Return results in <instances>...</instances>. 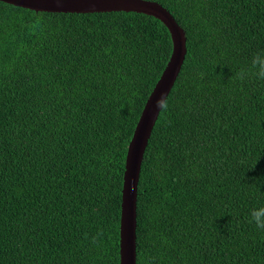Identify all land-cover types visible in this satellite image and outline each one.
Here are the masks:
<instances>
[{"label":"trees","instance_id":"obj_1","mask_svg":"<svg viewBox=\"0 0 264 264\" xmlns=\"http://www.w3.org/2000/svg\"><path fill=\"white\" fill-rule=\"evenodd\" d=\"M188 52L144 155L137 264H264V0H152ZM173 52L137 12L0 1V264H120L126 156Z\"/></svg>","mask_w":264,"mask_h":264},{"label":"water","instance_id":"obj_2","mask_svg":"<svg viewBox=\"0 0 264 264\" xmlns=\"http://www.w3.org/2000/svg\"><path fill=\"white\" fill-rule=\"evenodd\" d=\"M37 12L102 13L137 12L154 16L170 30L173 52L147 99L130 141L125 164L120 224V264H137L138 192L144 155L159 118L155 107L160 95H169L182 71L187 48V35L172 13L152 0H0Z\"/></svg>","mask_w":264,"mask_h":264},{"label":"clouds","instance_id":"obj_3","mask_svg":"<svg viewBox=\"0 0 264 264\" xmlns=\"http://www.w3.org/2000/svg\"><path fill=\"white\" fill-rule=\"evenodd\" d=\"M235 79L243 82L249 79L264 82V49L254 53L248 64L241 67L235 74ZM159 115L169 109V95L161 94L155 102ZM249 223L254 224L259 230L264 231V204H259L249 211Z\"/></svg>","mask_w":264,"mask_h":264}]
</instances>
